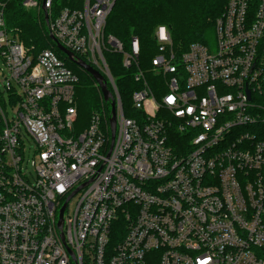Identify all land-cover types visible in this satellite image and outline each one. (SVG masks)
<instances>
[{
	"label": "built area",
	"instance_id": "1",
	"mask_svg": "<svg viewBox=\"0 0 264 264\" xmlns=\"http://www.w3.org/2000/svg\"><path fill=\"white\" fill-rule=\"evenodd\" d=\"M3 1L0 264H264V0H226L214 42L180 54L158 26L159 83L138 68L137 37L124 49L104 34L116 0L55 14L54 0H23L104 78L113 142L109 101L76 132L77 75L51 49L34 56L6 28ZM103 52L134 71L130 117Z\"/></svg>",
	"mask_w": 264,
	"mask_h": 264
},
{
	"label": "trees",
	"instance_id": "2",
	"mask_svg": "<svg viewBox=\"0 0 264 264\" xmlns=\"http://www.w3.org/2000/svg\"><path fill=\"white\" fill-rule=\"evenodd\" d=\"M22 1H3L5 26L18 35L19 40L32 50L34 56L51 49L77 75L75 100L78 122H82L77 127V132L87 126V120L94 111L109 115V102L103 100L93 78L69 62L55 48L43 16L37 12L26 11L22 7ZM225 2L226 0H116L107 18L104 34L117 39L124 49L128 48L133 37H137L140 45L138 68L145 75H151V60L158 53L154 35L158 26L167 28L172 50L180 54L191 44H205L213 38L214 22L221 15ZM82 5L83 0H54L52 10L55 14L62 8L80 9ZM103 57L114 79L124 115L130 117V96L138 89L132 76L134 71L122 67L120 54L103 52ZM75 58L85 61L77 55Z\"/></svg>",
	"mask_w": 264,
	"mask_h": 264
},
{
	"label": "water",
	"instance_id": "3",
	"mask_svg": "<svg viewBox=\"0 0 264 264\" xmlns=\"http://www.w3.org/2000/svg\"><path fill=\"white\" fill-rule=\"evenodd\" d=\"M44 20L47 24L48 19H47L46 14L44 15ZM50 40L54 43L55 48L59 52H61L62 54H64L66 56V58L69 62H71L76 67H78L80 70L84 71L85 73H87L88 75H90L93 78V80L95 81L97 87L99 88V90L101 92L103 100L106 102H108V101L110 102V107H111L110 126H111V132H112L111 142H113L114 132H115V105H114V101H113L111 93L107 90L104 78L102 77V75L98 71L93 69L91 66H89L85 62L75 58V56L70 51L65 49L55 38L50 36ZM64 210H65V205L61 208L60 213H59V222H58L59 227H61V225H62V215L64 213Z\"/></svg>",
	"mask_w": 264,
	"mask_h": 264
},
{
	"label": "rangeland",
	"instance_id": "4",
	"mask_svg": "<svg viewBox=\"0 0 264 264\" xmlns=\"http://www.w3.org/2000/svg\"><path fill=\"white\" fill-rule=\"evenodd\" d=\"M31 11V10H30ZM33 12H35V11H33ZM210 42H214V37L210 40ZM29 49V48H28ZM31 50V49H30ZM31 52H32V50H31ZM7 76H8V74H7V71L5 70V68L3 67V63H2V61H1V59H0V88L2 89V86H1V82L2 81H4V78H7ZM146 79L149 81V82H154V81H156V82H158L159 83V80L158 79H154V77L152 76V75H146ZM160 81H162L161 79H160ZM17 95H20V92L18 91L17 93H16ZM4 99H5V101H6V104H7V112H8V114H9V116H12V106L10 105V101H9V98H8V95L7 94H4ZM75 106H76V100H75ZM77 109V108H76ZM89 119V118H88ZM88 121V120H87ZM82 123V122H81ZM81 123L80 122H78V120H77V124L75 125V130H76V132H77V127L78 126H80L81 125ZM84 129V128H83ZM82 129V130H83ZM81 130V131H82ZM80 132V131H79ZM26 145H27V147H30V144H28V143H26ZM31 155H32V153H30L29 154V158H31ZM77 201H78V199H77V197H75L74 199H72L71 200V202L69 203V205H68V212L72 215L73 214V212H74V209H75V206H76V204H77Z\"/></svg>",
	"mask_w": 264,
	"mask_h": 264
},
{
	"label": "snow or ice",
	"instance_id": "5",
	"mask_svg": "<svg viewBox=\"0 0 264 264\" xmlns=\"http://www.w3.org/2000/svg\"><path fill=\"white\" fill-rule=\"evenodd\" d=\"M168 99H169V102L172 101V97H169ZM201 264H208V262L207 261H202Z\"/></svg>",
	"mask_w": 264,
	"mask_h": 264
}]
</instances>
